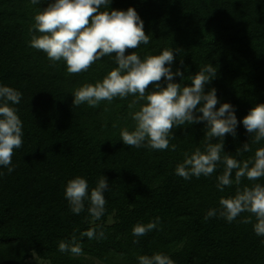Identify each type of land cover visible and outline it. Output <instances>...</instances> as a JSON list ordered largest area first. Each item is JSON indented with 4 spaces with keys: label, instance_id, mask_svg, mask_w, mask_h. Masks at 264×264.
<instances>
[{
    "label": "trees",
    "instance_id": "1",
    "mask_svg": "<svg viewBox=\"0 0 264 264\" xmlns=\"http://www.w3.org/2000/svg\"><path fill=\"white\" fill-rule=\"evenodd\" d=\"M50 2L0 0V86L22 94L19 104L9 105L23 125V144L12 156L14 170L0 167V264H24L33 256L49 264H138L140 255L154 253L167 255L174 264H264V236L255 234L254 216L243 212L232 222L219 214L205 219L237 187L264 185V177H242L237 186L233 171L231 186L223 191L216 186L225 153L243 162L264 147V140L252 142L253 134L241 122L250 108L264 103V0H109L108 10L134 8L149 36L147 45L126 54L135 51L143 59L171 49L173 73L179 69L184 74L183 79L174 76V82L182 86L191 85V78L211 65L217 74L205 92L215 88L217 108L224 102L234 107L236 135L223 138L216 170L188 180L175 168L185 154L206 151V122L174 127L166 150L136 148L125 145L120 132L134 128L131 114L140 104H129L138 97L73 106L76 89L102 81L117 64L113 54L73 75L63 61L53 64L31 47L32 35H39L34 16ZM153 90L150 85L148 91ZM244 143L252 150L238 153ZM77 176L86 179L89 194L106 177L105 212L99 220L88 212L87 199L82 212L71 211L64 192ZM250 216L252 223H242ZM157 218V227L146 235L132 234L134 225ZM90 228L97 237H81ZM73 236L82 252L59 251V243L71 246Z\"/></svg>",
    "mask_w": 264,
    "mask_h": 264
},
{
    "label": "clouds",
    "instance_id": "2",
    "mask_svg": "<svg viewBox=\"0 0 264 264\" xmlns=\"http://www.w3.org/2000/svg\"><path fill=\"white\" fill-rule=\"evenodd\" d=\"M30 2L37 5L40 0ZM108 4L109 0H51L34 16V30L39 35H32L30 46L44 52L53 64L63 61L67 72L73 75L87 71L97 60L114 54L117 67L111 69L102 81L94 85L86 83L76 89L72 93L73 106L86 103L96 107L101 101L111 102L116 97H138L129 104V108L140 104L139 109L131 114L134 128H125L120 132L122 142L136 148L166 150L170 146L169 136L174 127L205 121L206 151L201 152L197 148L191 155L185 154L183 162L176 165L175 172L185 180L192 176H210L222 159L223 138L227 134L235 136L238 124L233 105L224 102L217 108L219 101L215 88L207 92L204 90L205 85L216 76V68L205 65L191 78V85L182 86L174 82V76L183 79L184 74L179 69L173 73L170 65L175 56L171 49H164L158 55H146L143 59L135 51L126 54L129 49L147 45L149 36L134 8L108 10ZM102 6L106 10H101ZM162 79L166 81L164 87L160 86ZM150 85L155 86V90L148 91ZM21 96L12 87L0 86V167L7 168L9 173L14 170V150L23 144L22 121L9 102L19 104ZM197 111L202 115H195ZM241 122L246 131L253 134V143L264 140V103L250 108ZM214 137L218 142H211ZM171 147L175 150V145ZM241 150L248 152L252 149L244 143L237 152ZM223 163L224 171L218 176L216 185L220 191L234 183L233 171L237 186L242 177L258 180L264 177V147L257 148L254 158L243 162L225 153ZM107 188L108 181L102 176L89 194L88 182L77 176L67 182L64 195L75 214L84 210L87 199L90 205L88 212L99 220L105 212L103 193ZM219 204L220 209H209L205 219L219 214L232 222L241 213L247 212L255 217V234L264 236V185L256 183L243 189L237 187L234 196L221 198ZM251 216L245 217L242 223H252ZM157 223L158 218L147 224L138 223L133 226L132 234L137 237L146 235L157 227ZM80 235L91 240L97 237V231L90 228ZM99 236H104L103 231L99 232ZM75 239L73 236L71 246L61 241L59 251L80 254L82 248L75 243ZM138 264H174V261L167 255L154 253L151 256L140 255Z\"/></svg>",
    "mask_w": 264,
    "mask_h": 264
},
{
    "label": "rangeland",
    "instance_id": "3",
    "mask_svg": "<svg viewBox=\"0 0 264 264\" xmlns=\"http://www.w3.org/2000/svg\"><path fill=\"white\" fill-rule=\"evenodd\" d=\"M24 264H49V262L46 260H42L37 256H33L32 258H29ZM93 264H101V263L96 260H93Z\"/></svg>",
    "mask_w": 264,
    "mask_h": 264
}]
</instances>
